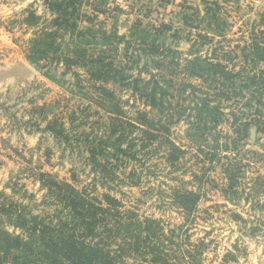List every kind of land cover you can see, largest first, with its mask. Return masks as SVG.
<instances>
[{
	"label": "trees",
	"instance_id": "16d2710c",
	"mask_svg": "<svg viewBox=\"0 0 264 264\" xmlns=\"http://www.w3.org/2000/svg\"><path fill=\"white\" fill-rule=\"evenodd\" d=\"M43 2L51 17L29 39L28 60L55 69L61 66L71 73L76 79L74 88L88 102L86 110L98 105L107 118L100 122L103 130H82L79 136L71 135L56 119L45 130L71 146L72 140L83 143L76 146L87 153L94 172L107 174V183L115 178L110 170L138 159L135 144L165 147L171 162H177L184 152L175 146L171 129L183 121L191 144L217 146L222 140L224 152L230 144L233 150L244 143L251 127L264 136V35L260 33L258 42L251 34L248 47L240 50L245 64L238 71L216 57L198 54L213 35L224 33L217 2H204L203 10L188 6L186 0L179 6L182 25L197 33L193 42L190 32L184 39L172 24L155 26L142 19H136L123 34L115 26L107 29L99 16L107 14L109 0ZM40 21L33 12L24 19L31 28ZM260 23L264 26V12ZM182 40L192 43L186 55L172 45ZM223 59L233 60L229 53ZM122 93L129 94L126 100ZM229 101L234 105L243 101L244 110L231 112L232 134L221 136L219 127L229 120L223 104ZM225 171L232 181L229 170ZM38 178L48 201L43 215L17 203L0 202V218L5 219L0 222V264H180L187 257L197 263L190 252L172 248L178 237L175 233L167 236L159 221L123 210L113 196H92L45 173ZM174 197L190 213L198 201L192 192H176Z\"/></svg>",
	"mask_w": 264,
	"mask_h": 264
},
{
	"label": "rangeland",
	"instance_id": "374dc122",
	"mask_svg": "<svg viewBox=\"0 0 264 264\" xmlns=\"http://www.w3.org/2000/svg\"><path fill=\"white\" fill-rule=\"evenodd\" d=\"M165 1L109 0L107 14L100 15L99 20L106 22L107 29L115 26L120 34L136 19L155 26L172 24L184 39L190 32L192 42L197 40L195 30L185 28L180 20L183 13L179 6L185 0ZM204 2L219 4L224 33L213 35V40L198 54L216 57L238 71L245 64L240 50L248 47L251 34L258 42L260 33L264 35L260 23L264 0L185 3L203 10ZM22 4L27 6L21 7ZM30 12L41 18L37 27L24 23ZM50 17L43 0H0V202L17 203L35 215H43L48 201L38 175L45 173L78 190L92 192V196L109 194L121 203L123 210H131L141 219L159 221L165 235L173 232L178 236L171 247L193 254L195 264H264V136L251 127L244 143L233 150L230 144L229 151L224 152L222 140L217 146L210 142L191 144L183 121L171 129L175 146L184 152L177 162H171L165 147L160 150L156 144L145 148L135 144L138 159H128L118 169L110 170L116 179L107 183V174L94 172L86 160L87 153L76 146L83 143L72 140L71 146L45 130L47 123L56 119L71 130V135L79 136L82 130H103L100 122L107 119L98 105H88L86 110L88 102L74 88L76 79L71 73L64 72L61 66L55 69L28 60L29 39ZM211 31L207 32L213 34ZM174 44L186 55L192 43L182 40ZM226 53L233 58L231 62L223 59ZM83 85L87 86L86 81ZM84 88L92 97L95 95L91 88ZM121 95L125 100L129 96ZM243 103L223 104L225 119L229 120L219 127L221 136L232 134L230 114L244 110ZM127 145L130 144L124 147ZM226 169L234 178L232 181L226 176ZM129 172L134 173L132 177ZM176 192L198 196L193 212L180 205L181 200L174 197ZM4 220L0 218V222ZM180 264L193 263L187 257Z\"/></svg>",
	"mask_w": 264,
	"mask_h": 264
},
{
	"label": "clouds",
	"instance_id": "9594fccd",
	"mask_svg": "<svg viewBox=\"0 0 264 264\" xmlns=\"http://www.w3.org/2000/svg\"><path fill=\"white\" fill-rule=\"evenodd\" d=\"M27 6V4H22L21 5V7H26ZM253 247H254V245H253ZM253 264H255V261H253Z\"/></svg>",
	"mask_w": 264,
	"mask_h": 264
}]
</instances>
